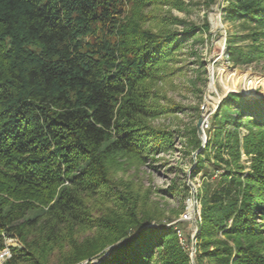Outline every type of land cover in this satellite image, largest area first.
<instances>
[{
  "label": "trees",
  "instance_id": "obj_1",
  "mask_svg": "<svg viewBox=\"0 0 264 264\" xmlns=\"http://www.w3.org/2000/svg\"><path fill=\"white\" fill-rule=\"evenodd\" d=\"M227 2L229 62L263 61L264 0ZM162 7L188 11L182 0H0V247L9 235L24 246L6 264H192L178 226L140 211L112 177L122 158L174 148V132L152 124L179 110L159 86L200 30ZM222 101L191 172L204 174L196 264H264V100ZM201 144L194 127L187 146ZM94 196L115 207L94 216Z\"/></svg>",
  "mask_w": 264,
  "mask_h": 264
},
{
  "label": "rangeland",
  "instance_id": "obj_2",
  "mask_svg": "<svg viewBox=\"0 0 264 264\" xmlns=\"http://www.w3.org/2000/svg\"><path fill=\"white\" fill-rule=\"evenodd\" d=\"M182 1L187 6V13L169 7L158 10L160 16L168 14L177 16L189 26L200 30L196 42L188 43L184 50L178 53L177 63L171 66L173 75L159 86L160 103L179 110L159 117L152 124L158 129L174 132V148L145 163L122 158L119 160L121 164L113 169L112 177L116 182L115 190L123 192L133 202L137 201L140 211L150 214L160 212L158 219L162 221L161 224L166 227L178 226V229L185 234V248L190 251L191 262L196 264V244L200 228L198 229L194 220H185L184 215L189 214L193 207L196 213L197 208L198 211L200 209L196 196L201 190L204 174L193 179L191 172L196 165L195 157L204 147L192 152L187 142L192 139L193 129L201 117L208 119L211 127L209 131H204L206 144L213 133V117L222 104H216L215 101L224 92L223 76L227 78V74L221 72L222 69L249 73L248 79L256 81L258 77H264V60L245 68L234 67L229 62L227 40L238 31V25H233L226 19L224 10L229 6L227 0ZM183 29L184 26L173 28L179 31ZM212 78L215 80L214 91L211 90ZM246 99L254 101L248 97ZM240 130L241 138L247 135L244 128ZM241 163L245 168L244 172H249L251 159L243 153ZM107 201L106 196H94L90 200L89 206L94 216L109 214L108 211L115 207L114 199ZM153 226H159V224L153 223ZM4 237L3 247L9 249L11 252L9 259H11L14 255L13 249H23L24 246L18 238L10 235ZM92 237H94V231L81 233L78 241H85ZM0 250H2L1 247ZM112 252V249L109 250L104 258H109ZM59 257L58 251L53 255V262L55 263ZM9 259L0 261V264H6ZM92 264H98V261Z\"/></svg>",
  "mask_w": 264,
  "mask_h": 264
},
{
  "label": "bare ground",
  "instance_id": "obj_3",
  "mask_svg": "<svg viewBox=\"0 0 264 264\" xmlns=\"http://www.w3.org/2000/svg\"><path fill=\"white\" fill-rule=\"evenodd\" d=\"M223 74H227V78L222 79V86L224 87V92L216 99V104H220L228 94L230 93H241L245 97L254 100H264V77H258V80L254 81L248 79L250 77L249 73L241 71H228L223 68L221 71ZM256 77V76H255ZM221 83V82H220ZM211 90H215V80L212 78ZM260 90L257 91V88ZM192 210V209H191ZM194 230V229H193Z\"/></svg>",
  "mask_w": 264,
  "mask_h": 264
},
{
  "label": "built area",
  "instance_id": "obj_4",
  "mask_svg": "<svg viewBox=\"0 0 264 264\" xmlns=\"http://www.w3.org/2000/svg\"><path fill=\"white\" fill-rule=\"evenodd\" d=\"M210 128H211L210 123H209V120L207 119L203 123V131H205V132H206V130L209 131ZM184 219L185 220H191V219L193 220V218L191 216V212L189 214H185ZM177 233H178V236L180 238L181 245L185 247V234L181 230H177ZM14 238H16V237H14ZM10 254H11V252H9V249L6 247H3L2 250H0V261L9 259L11 256Z\"/></svg>",
  "mask_w": 264,
  "mask_h": 264
},
{
  "label": "water",
  "instance_id": "obj_5",
  "mask_svg": "<svg viewBox=\"0 0 264 264\" xmlns=\"http://www.w3.org/2000/svg\"><path fill=\"white\" fill-rule=\"evenodd\" d=\"M259 90H260V87L257 88V91H259ZM230 94H233V93H230ZM228 95H229V94H228ZM228 95H227V96H228ZM221 103H222V102H221ZM204 120H205L204 117H201V118L199 119V121H198V123H197V125H196V130L198 131V136H199V138H200V140H201V142H202L203 147L205 148V146H206V141H205L204 131L202 130V125H203ZM204 148H203V149H204ZM191 216H192L193 220L195 221V223H196V225H197V227H198V229H199V222H198L197 218H195V216H196V210H195L194 207H193L192 210H191Z\"/></svg>",
  "mask_w": 264,
  "mask_h": 264
}]
</instances>
